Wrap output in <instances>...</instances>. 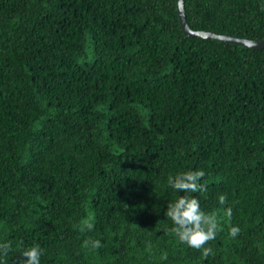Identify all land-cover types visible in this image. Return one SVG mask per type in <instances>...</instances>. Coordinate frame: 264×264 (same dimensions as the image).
<instances>
[{
    "label": "trees",
    "instance_id": "16d2710c",
    "mask_svg": "<svg viewBox=\"0 0 264 264\" xmlns=\"http://www.w3.org/2000/svg\"><path fill=\"white\" fill-rule=\"evenodd\" d=\"M183 3L191 29L264 38V0ZM189 169L217 222L200 247L166 214ZM0 243L5 264L33 244L40 264H264V47L186 35L176 0H0Z\"/></svg>",
    "mask_w": 264,
    "mask_h": 264
},
{
    "label": "clouds",
    "instance_id": "9594fccd",
    "mask_svg": "<svg viewBox=\"0 0 264 264\" xmlns=\"http://www.w3.org/2000/svg\"><path fill=\"white\" fill-rule=\"evenodd\" d=\"M203 175V170L189 169L175 174L174 181L173 175L168 177L171 187L184 189L185 194L178 195L174 199V203H170L166 214L174 221L173 231L179 239L193 247H200L205 241L213 238L217 227L215 216L202 211L198 199L189 194L201 187L198 178ZM219 199L223 202L224 196L221 195ZM230 231L232 235H235L239 229L234 226ZM99 243V241H95V244ZM9 247L7 243H0V264H5ZM209 250L208 248L204 249L205 252ZM41 253L42 249L39 245L23 247L17 257V264H40Z\"/></svg>",
    "mask_w": 264,
    "mask_h": 264
},
{
    "label": "water",
    "instance_id": "95a60500",
    "mask_svg": "<svg viewBox=\"0 0 264 264\" xmlns=\"http://www.w3.org/2000/svg\"><path fill=\"white\" fill-rule=\"evenodd\" d=\"M176 4H177V12H178V16H179L180 25H181L183 32L186 35H198L202 38H208V39L214 38V39H219L222 42L242 44V45H245L247 47L256 48V49L264 47V38H262V39H248V38L236 37L233 35L215 33V32H211V31L191 29L186 22L183 0H176Z\"/></svg>",
    "mask_w": 264,
    "mask_h": 264
}]
</instances>
